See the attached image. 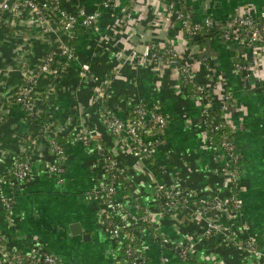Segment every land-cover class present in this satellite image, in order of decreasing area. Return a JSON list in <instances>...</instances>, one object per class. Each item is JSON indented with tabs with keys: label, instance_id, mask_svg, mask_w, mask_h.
<instances>
[{
	"label": "crops",
	"instance_id": "crops-1",
	"mask_svg": "<svg viewBox=\"0 0 264 264\" xmlns=\"http://www.w3.org/2000/svg\"><path fill=\"white\" fill-rule=\"evenodd\" d=\"M60 1L66 8L83 6L95 11L97 27L77 29L72 40L77 62L44 97L45 116L65 151L64 170L60 178L48 173L45 165L56 158L43 144L35 154L30 175L24 181L4 185L13 204L7 211L0 208L3 241L14 248L38 241L65 264H112L117 260L119 245L105 228L100 203L89 194L97 175L93 145L77 139V133L84 131L91 142H101L111 150L119 161L125 186L137 190L144 206L154 211L138 237L149 264H161L162 255L169 257L167 264H264V256L255 257L227 241L232 236L251 238L264 247V48L257 47L254 52L246 43L236 44L219 35L230 13L249 12L261 17L264 0H185L194 19L210 15L215 21L213 30L202 31L194 41L181 33L177 23L172 25L166 0H115L114 10L102 9L100 0ZM126 11L130 17L123 23ZM13 21L16 24L0 27V66L14 67L8 76L0 75V98L6 99L21 80L20 57L31 70L52 44L50 36L36 38L37 28L27 12L20 18L14 16ZM151 42L173 46L197 79L215 84L212 92L217 99L223 89L233 97L224 118L240 154L236 190L242 206L236 212L229 208L220 212V231L204 244L198 243L190 261L151 239L158 233L178 245L185 244L202 227L200 222L186 229L158 210L157 179L198 188L215 198L230 190L231 180L223 153L205 128L201 104L179 82L176 68L148 64L132 54L133 49L142 52ZM204 60L210 67L207 75ZM239 61L249 65L246 81L234 71ZM80 62L89 64L85 77L80 75ZM107 75L111 77L108 96L120 116H130L138 101L158 102L167 116L163 144L150 162L131 156L127 146L118 144L99 119L92 85ZM27 127L20 107L7 101L0 116V171L10 162ZM160 166L163 172L157 170Z\"/></svg>",
	"mask_w": 264,
	"mask_h": 264
},
{
	"label": "built area",
	"instance_id": "built-area-1",
	"mask_svg": "<svg viewBox=\"0 0 264 264\" xmlns=\"http://www.w3.org/2000/svg\"><path fill=\"white\" fill-rule=\"evenodd\" d=\"M116 6L115 0H100L102 9L114 10ZM166 6L172 25L177 23V27L185 36H196L201 31L210 32L215 28V21L210 15L194 19L185 0H166ZM23 12L33 18L37 28L36 38L50 36L52 44L31 70L27 67L26 60L20 57L22 61L18 70L21 80L17 89L7 99L0 98V116L9 101L20 107L28 124L26 132L20 135L17 150L10 162L0 171V208L4 211L9 210L13 204V197L4 192V185L24 181L30 175L35 154L43 144L49 147L56 158L45 165L46 170L49 174L61 177L65 151L52 122L45 116L44 97L47 92L53 91L62 76L77 62L76 48L72 43L77 29L97 28L95 11L83 6L66 8L60 0H0V27L14 24L13 17L20 18ZM129 17L130 11H126L121 18L122 22L127 23ZM219 35L222 39L236 44L246 43L257 52V47L264 48V10L259 18L249 12L228 14ZM132 54L140 56L148 64L164 63L176 68L179 82L188 87L191 96L200 102L205 128L209 135H217L216 147L222 151L225 158L231 188L220 198H215L198 188L172 185L165 180L156 181L158 210L172 216L183 226H199L202 222V227L200 231H195V235L192 234L185 244L178 245L158 233L152 234L151 239L162 247L172 248L179 258L190 261L194 247L198 243L204 244L220 231V212L225 208L236 212L242 206V199L236 190L241 170L240 154L224 118L233 97L229 90L223 89L217 99L212 92L215 84L197 79L183 56L171 45L158 46L151 42L145 45L142 52L133 49ZM203 63L207 75L210 67L205 60ZM13 70L14 67L10 64L2 65L0 75L6 77ZM88 70L89 64L80 62L82 77L86 76ZM234 71L244 81L249 78V65L245 62H235ZM46 76L50 77L47 79ZM110 79V75H107L92 85L94 100L98 103L99 119L118 144L127 146L131 156L150 162L158 147L163 144L167 116L162 106L155 101H138L131 108L130 116H120L108 96ZM77 139L85 145H93L97 181L89 190V194L93 200L100 203L105 228L121 250L119 257L112 264H149L138 237L140 231L150 224L154 211L144 206L137 190H130L125 186L119 161L105 144L91 142L84 131L77 133ZM157 170L163 172L162 166ZM188 226L186 229H189ZM227 241L244 248L255 257L264 256V247H260L251 238L232 236ZM160 261L161 264H167L169 257L162 255ZM0 264L65 263L38 241L14 248L9 247L3 241V234H0Z\"/></svg>",
	"mask_w": 264,
	"mask_h": 264
},
{
	"label": "trees",
	"instance_id": "trees-1",
	"mask_svg": "<svg viewBox=\"0 0 264 264\" xmlns=\"http://www.w3.org/2000/svg\"><path fill=\"white\" fill-rule=\"evenodd\" d=\"M201 35H202V31L201 32H199L196 36H189V35H186V37L188 38V39H190V40H198L200 37H201ZM214 137H215V139H216V141H217V135H213Z\"/></svg>",
	"mask_w": 264,
	"mask_h": 264
}]
</instances>
